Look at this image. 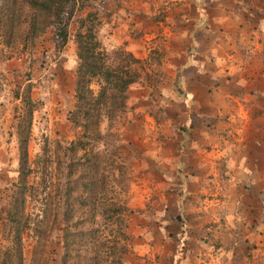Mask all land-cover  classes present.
I'll return each mask as SVG.
<instances>
[{"label": "rangeland", "instance_id": "rangeland-1", "mask_svg": "<svg viewBox=\"0 0 264 264\" xmlns=\"http://www.w3.org/2000/svg\"><path fill=\"white\" fill-rule=\"evenodd\" d=\"M172 4L173 0H91L90 8L78 10L69 21L66 45L56 42L53 28L26 48L21 34L14 49L0 37V63L13 60V74L8 82L0 81V117H6L0 130V250L11 245L6 237L14 235L10 220L17 219L28 228L22 264H62L63 209L77 210L74 221L90 220L91 215L84 214L85 205L94 202L89 182L97 181L101 199L96 205L126 202L132 210L127 230L132 247L124 257L126 264H239L231 253L238 248L229 222L235 196L231 176L224 168L216 169L220 160L214 154L197 158L198 141L205 136L202 120L188 123L183 105V43L171 38V47L167 44V28L180 24ZM89 11L99 17L98 37L109 64L116 65L118 51L125 49L149 59L150 76L131 86L124 113L112 122L104 119L96 132L99 137L86 139L71 112L79 66L76 35ZM119 17L129 21L119 24ZM26 95L35 102L32 113L24 102ZM80 140L89 141L87 151L99 162V170L93 163L78 166L85 154ZM211 144L202 142V147L221 148L220 142L218 147ZM189 150L194 157L185 164L183 155L191 154ZM44 210L49 219L39 226ZM37 227L41 230L34 232ZM38 232L45 243L34 263ZM12 264L20 262L14 258Z\"/></svg>", "mask_w": 264, "mask_h": 264}, {"label": "crops", "instance_id": "crops-1", "mask_svg": "<svg viewBox=\"0 0 264 264\" xmlns=\"http://www.w3.org/2000/svg\"><path fill=\"white\" fill-rule=\"evenodd\" d=\"M173 1L181 25L167 28V44L171 38L183 43V105L188 123L202 120L205 136L197 158L214 154L220 160L216 169L231 176L229 222L238 245L232 255L239 264H264V0ZM12 61L0 63V81L13 74ZM5 119L0 117V130ZM202 142H220L221 148H203ZM190 155L184 153L185 164Z\"/></svg>", "mask_w": 264, "mask_h": 264}, {"label": "trees", "instance_id": "trees-1", "mask_svg": "<svg viewBox=\"0 0 264 264\" xmlns=\"http://www.w3.org/2000/svg\"><path fill=\"white\" fill-rule=\"evenodd\" d=\"M90 1L2 0L0 37L6 39L7 47L14 49L13 45L21 34L24 36L23 41L26 48L27 43L53 28L56 42L61 41L62 45H66L70 36L69 21L78 10L90 8ZM100 26L97 13L89 11L87 17L82 20L81 31L76 35L79 66L74 96L75 105L71 117L72 122L82 129V135L86 139L98 136L96 132H98V128L104 119L112 122L124 113L131 86L138 83L143 76H150V73L147 72L148 65H150L149 59H139L125 49L118 51L119 62L116 65L109 64L107 52L98 37ZM95 85L98 86L97 90L94 88ZM18 94L15 96L17 100L20 96ZM24 102L31 105V113L36 109L32 96L26 95ZM78 145L80 150L85 151V154L80 157L79 163H74L81 167L93 163L92 167L99 170V162H94L87 151L89 141L84 140L82 142L80 140ZM21 149L25 157L27 154L26 142L21 143ZM82 159L87 161L81 163ZM87 169L90 168L87 167L86 171ZM91 173L93 174V172ZM89 183H92V189L89 191L90 199L94 202L88 203V207L85 205L84 214L91 215V219L83 218L74 221L77 210L63 209L65 252L62 264H126L124 257L132 247V237L127 232L132 210L126 202L99 207L98 204L96 205L101 199L99 182ZM86 188L89 189L90 187L87 186ZM48 213V210H44L46 217L39 221V226L40 223L47 225ZM98 217L102 221L98 222ZM10 221L15 226L13 227L11 224L10 227V232H14V235L12 237L7 235V240L12 241L11 245H8L4 251L0 250L1 264H12L14 258H17L22 264L26 242L24 235L25 229L28 228L21 224V221L19 224L16 223L17 219ZM39 230H41L40 227H37L34 232ZM31 231L33 230L31 229ZM38 233H34L36 241L34 263L40 260L39 248H43L45 243L44 236H41L42 232ZM110 249L111 254L108 252Z\"/></svg>", "mask_w": 264, "mask_h": 264}]
</instances>
